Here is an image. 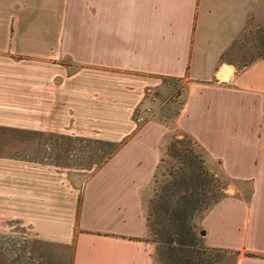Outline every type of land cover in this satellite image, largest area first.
Here are the masks:
<instances>
[{
  "label": "crops",
  "instance_id": "1",
  "mask_svg": "<svg viewBox=\"0 0 264 264\" xmlns=\"http://www.w3.org/2000/svg\"><path fill=\"white\" fill-rule=\"evenodd\" d=\"M255 2L0 0V128L24 127V190L0 185V264H160L145 213L172 128L230 180L194 218L229 254L208 264H264V56L218 63ZM162 78L182 87L171 124L137 123Z\"/></svg>",
  "mask_w": 264,
  "mask_h": 264
},
{
  "label": "trees",
  "instance_id": "2",
  "mask_svg": "<svg viewBox=\"0 0 264 264\" xmlns=\"http://www.w3.org/2000/svg\"><path fill=\"white\" fill-rule=\"evenodd\" d=\"M262 56L264 22L252 28L247 19L240 33L219 54L218 63L239 69ZM170 121L166 123L170 125ZM180 133L170 136L159 159L161 162L166 155L171 163L159 172L158 179V162L153 174L156 184L145 213L147 238L155 243L160 264H208L219 260L226 249L205 245L194 218L225 194L226 183L205 166L202 146L186 132Z\"/></svg>",
  "mask_w": 264,
  "mask_h": 264
},
{
  "label": "rangeland",
  "instance_id": "3",
  "mask_svg": "<svg viewBox=\"0 0 264 264\" xmlns=\"http://www.w3.org/2000/svg\"><path fill=\"white\" fill-rule=\"evenodd\" d=\"M248 21H250L252 28H256L258 24H262L264 22V0H256L252 8V12L248 17ZM246 26V28L249 27L248 24ZM248 44L249 42L247 45ZM162 83L164 85L161 87V91H152L155 94H149L150 100L142 106H138L136 108L134 112V119L136 112L144 106H148L150 108V114L145 118V120L153 116L159 117L164 122L172 119L174 114L178 111L182 101V87L180 82L177 80H164ZM135 121L137 123L143 122L137 121L136 119ZM180 132V130L172 128L170 134L171 136H181ZM0 135H3L0 137V185H13V188L16 187L20 190H24V127H3L0 128ZM202 156L204 158L205 166L209 170L213 171L214 175L218 177L221 182H224V184L226 183L223 191L225 193L228 192V183L230 182L228 177L210 167L207 163L206 154L202 153ZM76 161L79 162L80 160ZM171 161V158L163 155V160L159 162L158 171L156 173L158 179L161 178L159 172L169 165ZM77 179H79V176H77ZM155 184V181L152 180L149 188V197L152 195V187ZM234 184L237 192H243L245 194L248 192L249 183L247 181H236ZM231 185H233L232 182ZM20 190H18V192H21ZM194 222L196 223V221ZM196 226L200 228L197 224ZM228 255L229 254L225 251L219 261Z\"/></svg>",
  "mask_w": 264,
  "mask_h": 264
},
{
  "label": "built area",
  "instance_id": "4",
  "mask_svg": "<svg viewBox=\"0 0 264 264\" xmlns=\"http://www.w3.org/2000/svg\"><path fill=\"white\" fill-rule=\"evenodd\" d=\"M150 114V108L148 106H144L135 114V119L137 121H143Z\"/></svg>",
  "mask_w": 264,
  "mask_h": 264
}]
</instances>
